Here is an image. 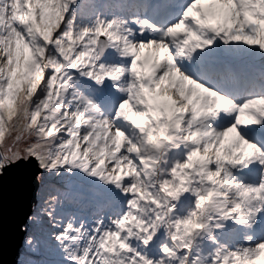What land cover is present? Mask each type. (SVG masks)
I'll return each instance as SVG.
<instances>
[{"label": "snow or ice", "instance_id": "1", "mask_svg": "<svg viewBox=\"0 0 264 264\" xmlns=\"http://www.w3.org/2000/svg\"><path fill=\"white\" fill-rule=\"evenodd\" d=\"M24 264H264V0H0V177Z\"/></svg>", "mask_w": 264, "mask_h": 264}, {"label": "water", "instance_id": "2", "mask_svg": "<svg viewBox=\"0 0 264 264\" xmlns=\"http://www.w3.org/2000/svg\"><path fill=\"white\" fill-rule=\"evenodd\" d=\"M33 203V187L17 171L0 177V264H17Z\"/></svg>", "mask_w": 264, "mask_h": 264}, {"label": "trees", "instance_id": "3", "mask_svg": "<svg viewBox=\"0 0 264 264\" xmlns=\"http://www.w3.org/2000/svg\"><path fill=\"white\" fill-rule=\"evenodd\" d=\"M24 251H23V253H22V255L20 256V258H19V262H18V264H24V262L29 258V256H35V254H31V253H29L28 251H27V249L25 248V246H23V248H22ZM32 256H31V258H32Z\"/></svg>", "mask_w": 264, "mask_h": 264}, {"label": "rangeland", "instance_id": "4", "mask_svg": "<svg viewBox=\"0 0 264 264\" xmlns=\"http://www.w3.org/2000/svg\"><path fill=\"white\" fill-rule=\"evenodd\" d=\"M27 223H28V221H26L25 225H26ZM25 225H24V227H23L24 230H25ZM29 234H31V230H30V229H29L28 231H25V233H24V236H23L24 239H23V241H22V245H21V247L19 248V251H20V254H21V255H22V253H23V251H24V250L22 249L23 246H24V240H25L26 236H28ZM21 255H19V256H21ZM31 256H32V255H31ZM32 259H39V258H37V257L35 258V257L32 256Z\"/></svg>", "mask_w": 264, "mask_h": 264}]
</instances>
